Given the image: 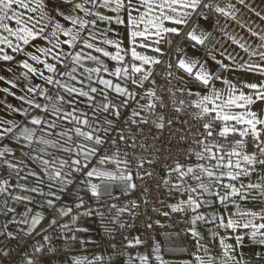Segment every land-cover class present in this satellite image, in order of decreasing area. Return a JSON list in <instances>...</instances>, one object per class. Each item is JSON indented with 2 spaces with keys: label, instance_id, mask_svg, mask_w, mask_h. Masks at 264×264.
<instances>
[{
  "label": "snow or ice",
  "instance_id": "snow-or-ice-1",
  "mask_svg": "<svg viewBox=\"0 0 264 264\" xmlns=\"http://www.w3.org/2000/svg\"><path fill=\"white\" fill-rule=\"evenodd\" d=\"M0 82V264H264V0H0Z\"/></svg>",
  "mask_w": 264,
  "mask_h": 264
},
{
  "label": "crops",
  "instance_id": "crops-1",
  "mask_svg": "<svg viewBox=\"0 0 264 264\" xmlns=\"http://www.w3.org/2000/svg\"><path fill=\"white\" fill-rule=\"evenodd\" d=\"M6 86L7 85H4L2 82H0V87H6ZM2 95L3 94L0 93V96ZM9 101L12 103H17V101L12 100V98H9ZM86 226H88L91 230V238L97 242L95 248H93L92 246H89V247L92 248V250L94 251L107 250L104 246H102V242H103L102 240H103L104 235H103L102 229L100 228L98 221H89ZM158 239H163V238L158 237Z\"/></svg>",
  "mask_w": 264,
  "mask_h": 264
},
{
  "label": "built area",
  "instance_id": "built-area-1",
  "mask_svg": "<svg viewBox=\"0 0 264 264\" xmlns=\"http://www.w3.org/2000/svg\"><path fill=\"white\" fill-rule=\"evenodd\" d=\"M99 225H100V228L102 229V232H103V242H102V246H104L106 249H108V244H109V241H110V238L109 237H106L105 235V232L103 230V227L101 226L100 222L98 221ZM143 238V237H142Z\"/></svg>",
  "mask_w": 264,
  "mask_h": 264
}]
</instances>
